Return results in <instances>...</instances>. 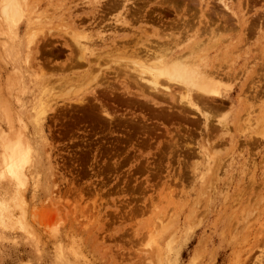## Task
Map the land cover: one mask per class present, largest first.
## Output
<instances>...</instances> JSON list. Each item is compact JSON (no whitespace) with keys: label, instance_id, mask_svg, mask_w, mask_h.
I'll return each mask as SVG.
<instances>
[{"label":"rangeland","instance_id":"obj_1","mask_svg":"<svg viewBox=\"0 0 264 264\" xmlns=\"http://www.w3.org/2000/svg\"><path fill=\"white\" fill-rule=\"evenodd\" d=\"M160 1L0 0V264H264V0Z\"/></svg>","mask_w":264,"mask_h":264},{"label":"bare ground","instance_id":"obj_2","mask_svg":"<svg viewBox=\"0 0 264 264\" xmlns=\"http://www.w3.org/2000/svg\"><path fill=\"white\" fill-rule=\"evenodd\" d=\"M116 1V0H115ZM177 1L179 0H161L160 2L165 3V4H169L171 6H175V4H177ZM188 1H194L195 0H184V2H188ZM200 3L206 4L208 5V1L207 0H197ZM196 1V2H197ZM221 3L223 2L222 0H220ZM123 2V0H122ZM183 2V3H184ZM197 2V3H198ZM121 3V2H120ZM125 3V2H124ZM129 3V2H128ZM179 3V2H178ZM5 4V3H4ZM7 5V6H6ZM223 5L225 7H227V4L225 2H223ZM124 8V6H123ZM127 9V8H126ZM3 10H5L3 12V16L5 17L4 19H10L9 16H13L17 19H20L22 16L21 13V6L18 4L17 0H9V3L6 2V4L3 6ZM126 12V11H125ZM137 13V12H135ZM14 14V15H13ZM201 14H203V17L205 15L204 12H202ZM133 15V14H132ZM135 15V14H134ZM224 15V14H223ZM210 16V15H209ZM208 16V17H209ZM229 16V15H228ZM182 17V16H181ZM184 17V15H183ZM182 19V18H181ZM184 19V18H183ZM204 19V18H203ZM222 19V18H221ZM186 20V19H185ZM184 20V21H185ZM189 20V19H188ZM211 20V18L209 19V21ZM9 21V20H8ZM202 21V20H201ZM200 21V22H201ZM188 22V21H187ZM192 22V21H191ZM206 22V21H205ZM205 22H201V23H205ZM211 22H213L211 20ZM211 22H209L208 24H210ZM189 23V22H188ZM187 23V24H188ZM200 23V25H201ZM215 23V22H214ZM183 24V23H182ZM187 24L184 26V28L187 26ZM194 24V23H193ZM199 24V23H198ZM207 24V25H208ZM184 25V24H183ZM192 25V24H191ZM206 25V26H207ZM193 26V25H192ZM204 28H205V24H204ZM173 29V28H172ZM177 29V28H176ZM180 29V28H179ZM200 29V28H199ZM203 29V27H202ZM184 30V29H183ZM191 30V29H189ZM207 30V29H206ZM202 31V30H201ZM205 31V30H203ZM174 32V31H173ZM181 32V31H180ZM171 34V32H170ZM169 34V35H170ZM209 34V33H208ZM74 36V35H73ZM72 36V38H73ZM173 36V35H172ZM171 36V37H172ZM216 36V35H215ZM170 37V36H169ZM79 38V37H78ZM173 38V37H172ZM75 39V38H74ZM174 39V38H173ZM94 42V41H93ZM91 44H93L91 42ZM159 44V43H158ZM166 44V43H165ZM161 45V44H160ZM158 46V45H157ZM163 46V45H162ZM88 46H83L81 47V50H84L87 48ZM165 47V46H164ZM155 48V47H154ZM157 48V47H156ZM158 49V48H157ZM156 50V49H155ZM162 50V49H161ZM85 51V50H84ZM163 51V50H162ZM83 52V51H82ZM145 56V55H144ZM149 56V55H148ZM162 56V55H161ZM181 56V55H180ZM179 56V58H181ZM177 58V57H176ZM178 58V59H179ZM167 62V59L165 60ZM174 61V60H173ZM165 63V62H163ZM184 64V63H183ZM183 64L181 65H175L174 67H170V68H163V67H159V71L154 72L152 71V68H148L150 66H148V71L146 70V72L148 74H150V80L149 82L153 85V88L157 87L158 85H160V80L159 74H164L166 75L168 80L171 79L173 80V82H180L181 84L184 85V87H186V91L190 92V91H194V94L196 95V97L198 98V100H205V99H216L219 98V96L221 95V85L220 83L214 79L212 76H210L209 74L205 75L204 71L202 74H198V70H194L191 69V67H185L183 66ZM192 64V63H191ZM187 65V64H186ZM144 67V66H143ZM159 75V76H158ZM161 79V77H160ZM216 80V81H215ZM148 82V83H149ZM171 82V81H170ZM168 83V82H166ZM170 84V83H169ZM155 86V87H154ZM171 86V85H170ZM179 87H183V86H179ZM149 89V88H148ZM156 89V88H155ZM185 90V89H184ZM195 100V99H194ZM193 98L191 99L190 102L194 101ZM210 101V100H209ZM214 102V101H212ZM2 144L4 147V167L5 169L11 173L13 176H15L17 179H19L20 181L26 180L25 177V169L27 167V165L29 164L30 160H31V153H32V148L30 143L27 141V139L24 137L21 133H18V135H15V139H11L10 136L7 135L6 131L2 132ZM13 141V142H12ZM22 183V182H21ZM23 184V183H22Z\"/></svg>","mask_w":264,"mask_h":264}]
</instances>
